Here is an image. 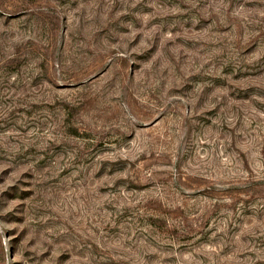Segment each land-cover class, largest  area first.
I'll return each instance as SVG.
<instances>
[{
	"label": "rangeland",
	"instance_id": "1",
	"mask_svg": "<svg viewBox=\"0 0 264 264\" xmlns=\"http://www.w3.org/2000/svg\"><path fill=\"white\" fill-rule=\"evenodd\" d=\"M0 264H264V0H0Z\"/></svg>",
	"mask_w": 264,
	"mask_h": 264
}]
</instances>
